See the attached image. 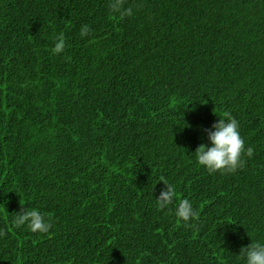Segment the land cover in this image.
I'll list each match as a JSON object with an SVG mask.
<instances>
[{
    "label": "trees",
    "instance_id": "obj_1",
    "mask_svg": "<svg viewBox=\"0 0 264 264\" xmlns=\"http://www.w3.org/2000/svg\"><path fill=\"white\" fill-rule=\"evenodd\" d=\"M109 2L0 0V264H244L264 242V0ZM229 115L254 155L209 173L194 151ZM162 177L192 226L156 208ZM24 208L49 232L16 226Z\"/></svg>",
    "mask_w": 264,
    "mask_h": 264
},
{
    "label": "clouds",
    "instance_id": "obj_2",
    "mask_svg": "<svg viewBox=\"0 0 264 264\" xmlns=\"http://www.w3.org/2000/svg\"><path fill=\"white\" fill-rule=\"evenodd\" d=\"M108 7L110 10L118 12L121 16H132L133 9L125 8L123 0H110ZM89 25H82L80 29L81 37L90 34ZM65 45L62 39L57 38L53 48L55 54L64 51ZM209 143H201L196 149L197 162L206 168L209 173L217 171L233 173L242 168L246 161L244 156L251 158L255 149L252 146L245 145V140L240 133L239 122L232 116L216 120L210 128L205 129ZM164 187L161 188L159 195L155 196V206L158 210H164L170 205L174 207V214L186 226H192V221L198 219V213L193 203L188 198L177 199L175 186L166 178H161ZM16 226H26L33 233H47L53 226L50 218L38 209L24 208L17 212L14 217ZM3 230H0V236H3ZM240 254L244 259V264H264V242L260 240L251 241L247 246H242Z\"/></svg>",
    "mask_w": 264,
    "mask_h": 264
}]
</instances>
